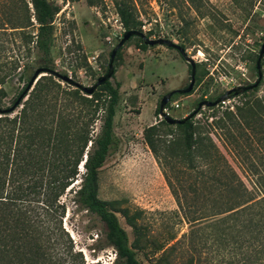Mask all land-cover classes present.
<instances>
[{
    "label": "trees",
    "instance_id": "16d2710c",
    "mask_svg": "<svg viewBox=\"0 0 264 264\" xmlns=\"http://www.w3.org/2000/svg\"><path fill=\"white\" fill-rule=\"evenodd\" d=\"M6 1L0 0V33L10 29L22 40L19 48L24 52L35 49L36 70L55 71L51 48L58 5L50 0ZM164 1L171 4L173 0ZM184 1L198 7V0ZM85 2L95 7L102 0ZM137 5L138 0H113L124 32L143 33ZM3 8L7 12L11 9L14 18L6 17ZM30 27L35 28L34 35ZM134 38L139 49L148 47ZM4 52L0 47V71H15L19 56L7 57ZM61 83L54 76H40L20 115L0 120V264H84L71 241L65 240L67 234L61 225L65 207L59 201L79 176L73 202L102 223L116 264H141L136 250L151 260L150 264H172L176 255L187 256L186 264H264V169L260 165L251 163L249 189L200 122L192 118L184 124L169 125L161 120L145 128V144L175 199L178 211L174 214L190 225L178 240L173 235L165 242L151 241L140 223L143 211L116 210L98 197L99 172L116 139L113 119L120 85L109 80L88 97L66 83L62 88ZM236 110L211 123L213 128L230 132V126L250 125L242 108ZM246 112L255 115V111ZM97 122L101 125L96 132ZM162 134L171 135V140ZM167 169L183 181L175 185ZM41 197L45 219L37 211ZM117 214L131 229V242Z\"/></svg>",
    "mask_w": 264,
    "mask_h": 264
},
{
    "label": "rangeland",
    "instance_id": "374dc122",
    "mask_svg": "<svg viewBox=\"0 0 264 264\" xmlns=\"http://www.w3.org/2000/svg\"><path fill=\"white\" fill-rule=\"evenodd\" d=\"M50 1L60 10L54 21L51 48L55 71L83 86H92L106 73L110 52L124 33L113 0H102L95 7L87 6L85 0ZM198 1V7L184 0H173L171 4L164 0H138L137 5L147 38L171 40L183 47L196 63L192 92L174 94L166 105L167 113L175 119L193 112L199 102L214 101L229 89L251 85L257 80L256 59L264 43V0ZM5 12L6 17L14 18L11 9ZM7 30V33H0V47L5 49L7 57L18 55L20 58L15 71L9 72L7 68L0 71V109L3 111L0 120L9 121L20 115L23 103L37 82L15 106L36 70L37 52L34 48L24 52L19 48L22 45L20 36ZM29 31L35 34V28L30 27ZM0 62H3L1 58ZM261 73L262 80L254 90L229 98L216 107L204 106L193 118L209 131L219 152L249 189L253 179L251 163L264 169V57ZM110 81L120 85V100L113 119L116 139L99 172L98 197L116 210L143 211L140 223L151 241L165 242L173 235H177L178 240L189 231L190 225L174 214L178 211L175 199L145 144L143 130L162 120L157 110L164 95L189 85L190 67L175 50L163 46L141 50L138 40L131 38L119 51V57H115L114 76ZM64 84L61 83L62 88ZM173 103H178L180 108L175 110ZM237 107L242 108L250 125L230 126V132L213 128L211 123L223 119L226 113H236ZM246 111H255V115L249 116ZM2 125L5 131V121ZM100 125V122L95 124L96 132ZM162 137L171 140L172 136L162 134ZM166 171L175 185L183 181L172 170ZM82 172L83 169L80 174ZM183 177L185 180L186 176ZM80 178L59 200L65 207L61 223L67 234L65 240L71 241L74 252L80 254L78 260L84 264H116L115 251L106 243L102 223L73 202ZM37 200L41 203L37 211L45 219L43 198ZM117 216L131 242V229L119 214ZM135 253L141 264L152 262L140 251ZM186 258L176 255L172 264H186Z\"/></svg>",
    "mask_w": 264,
    "mask_h": 264
},
{
    "label": "water",
    "instance_id": "95a60500",
    "mask_svg": "<svg viewBox=\"0 0 264 264\" xmlns=\"http://www.w3.org/2000/svg\"><path fill=\"white\" fill-rule=\"evenodd\" d=\"M138 37L141 39V41L149 46V47H154V46H163L167 49L175 50L178 52L180 57L189 65L190 67V83L189 85L182 90H173L164 95L159 103L158 107V112H159V117L162 119V121L166 122L169 125H178V124H184L186 121L194 118L198 112L205 106L208 108L211 107H216L219 104L224 103L227 101L231 95L233 96H239L242 95L245 92L252 91L255 88H257L262 80V73H261V61L264 57V43L261 45L260 51L258 53V57L256 59V72H257V80L248 86H236L232 89L227 90L223 95L219 96L216 100L214 101H202L199 102L196 109L188 114L187 116L183 117L182 119H175L169 116L165 112L166 105L170 101L171 97L174 94H189L192 92L194 84H195V76H196V63L195 61L189 57L185 49L181 47L178 44L173 43L171 40L165 39V38H158V39H149L146 37L145 34L138 32L136 30H129L123 33L122 37L120 38L119 42L117 43L116 46H114L113 50L110 52L109 55V63H108V68L107 71L104 75L100 76L96 82L92 86H83L82 84L75 82L72 80L70 77L66 75H62L58 73L57 71H50V70H42L38 69L35 71L33 74L32 78L30 79L26 89L22 92V94L19 96L15 106H17L23 98L26 96L27 92L32 88L33 84L37 80V78L40 75H49V76H54L56 79L61 80L62 82L68 84L69 86L80 90L83 94L86 96L90 97L100 86L104 85L107 81L111 80L113 75H114V61L117 53L122 49V47L128 42L131 38ZM0 109V113H2Z\"/></svg>",
    "mask_w": 264,
    "mask_h": 264
},
{
    "label": "built area",
    "instance_id": "2783aa9c",
    "mask_svg": "<svg viewBox=\"0 0 264 264\" xmlns=\"http://www.w3.org/2000/svg\"><path fill=\"white\" fill-rule=\"evenodd\" d=\"M173 106L175 110L180 108V105L178 103H173ZM165 112L167 113V108L165 109Z\"/></svg>",
    "mask_w": 264,
    "mask_h": 264
},
{
    "label": "flooded vegetation",
    "instance_id": "af4514ba",
    "mask_svg": "<svg viewBox=\"0 0 264 264\" xmlns=\"http://www.w3.org/2000/svg\"><path fill=\"white\" fill-rule=\"evenodd\" d=\"M247 86H248V85H247ZM248 92H249V91H248ZM234 97H236V96H233V95L230 96V98H234ZM216 99H217V98H216ZM216 99H215V100H216Z\"/></svg>",
    "mask_w": 264,
    "mask_h": 264
},
{
    "label": "bare ground",
    "instance_id": "6f19581e",
    "mask_svg": "<svg viewBox=\"0 0 264 264\" xmlns=\"http://www.w3.org/2000/svg\"><path fill=\"white\" fill-rule=\"evenodd\" d=\"M80 168H82V167L80 166ZM80 170H82V169H80Z\"/></svg>",
    "mask_w": 264,
    "mask_h": 264
},
{
    "label": "crops",
    "instance_id": "0c3cea01",
    "mask_svg": "<svg viewBox=\"0 0 264 264\" xmlns=\"http://www.w3.org/2000/svg\"><path fill=\"white\" fill-rule=\"evenodd\" d=\"M141 115V114H140Z\"/></svg>",
    "mask_w": 264,
    "mask_h": 264
}]
</instances>
